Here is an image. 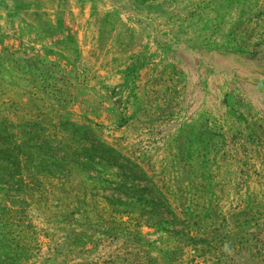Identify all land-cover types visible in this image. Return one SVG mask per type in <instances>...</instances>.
<instances>
[{"label": "rangeland", "instance_id": "rangeland-1", "mask_svg": "<svg viewBox=\"0 0 264 264\" xmlns=\"http://www.w3.org/2000/svg\"><path fill=\"white\" fill-rule=\"evenodd\" d=\"M0 264H264V0H0Z\"/></svg>", "mask_w": 264, "mask_h": 264}, {"label": "trees", "instance_id": "trees-1", "mask_svg": "<svg viewBox=\"0 0 264 264\" xmlns=\"http://www.w3.org/2000/svg\"><path fill=\"white\" fill-rule=\"evenodd\" d=\"M30 127H32V125ZM79 130H81V128H79ZM93 142L99 146V148L96 149L100 151L99 153L111 156L112 160L113 159L116 160V158H120L119 154H117L112 149H109L107 146L101 144L97 139L96 140L94 139ZM104 162L108 164L110 163L109 161H107L106 158L103 157V155H101V157L98 156L94 159L93 162H91V164L94 167L88 166L86 167V170L97 172L98 170L96 169L101 168ZM60 168L61 166L59 167V170ZM134 169H135V172L133 173V176H132L133 178L131 179L129 183L132 189L126 188V186L124 185H118L116 189H122L126 192H131L132 195L130 196V198L137 204L140 202H146L147 201L146 199L149 197L148 193H151V194L155 193L152 197L150 196L151 198H153L154 196L161 197L160 194H157V192L155 191V188L153 187V184L147 179V176L145 175V173L137 166H135ZM151 204H153V202ZM158 215H161V214H158Z\"/></svg>", "mask_w": 264, "mask_h": 264}]
</instances>
